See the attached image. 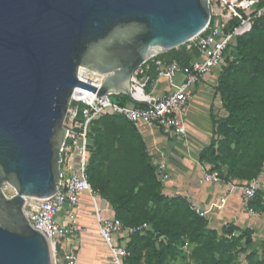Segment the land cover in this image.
Listing matches in <instances>:
<instances>
[{
  "label": "water",
  "instance_id": "95a60500",
  "mask_svg": "<svg viewBox=\"0 0 264 264\" xmlns=\"http://www.w3.org/2000/svg\"><path fill=\"white\" fill-rule=\"evenodd\" d=\"M208 22V0H0V264H52L24 207L58 191L71 96L96 90L77 69L105 76L97 97L130 98L138 67Z\"/></svg>",
  "mask_w": 264,
  "mask_h": 264
},
{
  "label": "trees",
  "instance_id": "16d2710c",
  "mask_svg": "<svg viewBox=\"0 0 264 264\" xmlns=\"http://www.w3.org/2000/svg\"><path fill=\"white\" fill-rule=\"evenodd\" d=\"M176 59L186 65L196 57L185 45L158 55ZM147 84L157 79L152 64L147 72ZM215 93L219 95L224 117L212 115V138L199 154V162L210 166L224 182L247 184L264 173V17L257 20L247 34L238 37L225 52L219 69ZM112 101L127 105L126 95H114ZM104 122L117 133L123 127L136 157V170L126 195L115 197L100 183L101 167L107 160L108 135L95 124ZM87 180L99 199L107 202L113 217L124 227L143 223L151 231L135 233L126 244L129 256L124 264H168L180 239L205 255L204 264H264V249L251 250L252 233L228 225L220 233L209 227L207 218L200 217L187 199L167 196L156 175L146 144L136 128L120 116H103L95 120L89 131ZM115 138V137H114ZM222 168H226L222 173ZM249 206L263 209L257 192ZM238 256L242 260L238 261Z\"/></svg>",
  "mask_w": 264,
  "mask_h": 264
},
{
  "label": "built area",
  "instance_id": "2783aa9c",
  "mask_svg": "<svg viewBox=\"0 0 264 264\" xmlns=\"http://www.w3.org/2000/svg\"><path fill=\"white\" fill-rule=\"evenodd\" d=\"M208 9L209 22L205 31L183 44L186 51L194 52L196 57L183 65L176 59L168 61L159 58L160 54L151 56L130 78L131 103L127 105H120L111 99L114 95L123 94L105 93L97 97L105 76L88 70V74L92 75L81 79L77 69L78 80L96 90L91 94L77 88L71 96L63 120L67 132L60 150L58 191L49 199H29L24 208L32 228L42 233L49 242L52 264H80L78 239L86 230L83 224L85 214L93 221L96 234L108 251L110 264H124L129 256L126 244L132 234L151 231L146 223L124 227L99 206V196L91 188L86 174L90 126L100 117L120 116L136 129L146 125L173 133L176 139H184L186 129L178 120L181 110L193 97L194 89L203 77L220 69L225 52L235 40L250 32L252 25L264 17V0H208ZM150 64L156 70L157 79L167 82L168 91L161 97L145 93ZM137 91H140V96H136ZM220 182L216 171H205L198 180L200 185ZM3 186L9 187L6 184ZM259 186V179L256 178L243 185L241 190L248 214L264 218V198L262 210L249 206L256 198ZM85 197L88 209L83 201ZM226 202L227 194L224 193L216 204L206 210L192 204L191 209L200 217L207 218L211 212L221 211Z\"/></svg>",
  "mask_w": 264,
  "mask_h": 264
},
{
  "label": "crops",
  "instance_id": "0c3cea01",
  "mask_svg": "<svg viewBox=\"0 0 264 264\" xmlns=\"http://www.w3.org/2000/svg\"><path fill=\"white\" fill-rule=\"evenodd\" d=\"M219 70L206 75L194 89L193 97L183 107L179 114V122L185 126L186 136L179 140L173 133L158 131L149 126H141V136L146 144L152 164L166 172L170 177L163 182V192L171 196H181L192 205L201 209H208L216 204L222 194H227V202L221 211L211 212L208 217L210 228L218 232L224 226L231 225L239 231L249 230L252 234L251 250L261 252L264 249V218L253 217L248 214L247 205L243 200V182L229 181L207 183L200 185L198 180L210 166L199 162V154L207 147L212 138V115L224 117L219 95L215 93ZM154 92L157 97L167 91V82L163 79L153 81ZM154 96V95H152ZM226 168H222L225 173ZM258 192L264 198V173L259 177ZM232 187V190L230 188ZM87 206V198H83ZM101 208L106 215L113 216L107 202L99 199ZM103 204V206H102ZM83 224L86 230L79 236L80 264H107L108 252H99L92 246L94 241H100L96 234L93 221L85 214ZM104 246V245H103ZM81 247V248H80ZM105 247V246H104ZM106 254V255H105Z\"/></svg>",
  "mask_w": 264,
  "mask_h": 264
},
{
  "label": "rangeland",
  "instance_id": "374dc122",
  "mask_svg": "<svg viewBox=\"0 0 264 264\" xmlns=\"http://www.w3.org/2000/svg\"><path fill=\"white\" fill-rule=\"evenodd\" d=\"M145 93L157 97L156 94L158 92H154L153 82L150 84H146ZM95 129H100L104 131L106 135H108L106 155L107 160L101 167L102 172L100 176V183L115 197L124 196L129 190L132 182V176L134 175L136 170V157L132 145L123 127H117L116 134V131L110 126H107V124H105L104 122L95 124L93 128L94 133ZM136 130L141 136V127ZM154 163L153 166L155 168L156 175L163 184V182L166 181L170 177V175H168L163 170H159L157 164ZM2 189L7 197H11L14 195V191L10 187L2 186ZM99 206L101 207V203L99 204ZM92 246L96 247L99 252H108L107 249L99 241H94L92 243ZM242 258V256H238V261H241ZM107 260V264H110L108 258ZM204 262L205 255L203 254V252L198 249L195 250V247L192 244L188 243L185 239L182 238L176 244L174 256L169 259L168 264H204Z\"/></svg>",
  "mask_w": 264,
  "mask_h": 264
},
{
  "label": "bare ground",
  "instance_id": "6f19581e",
  "mask_svg": "<svg viewBox=\"0 0 264 264\" xmlns=\"http://www.w3.org/2000/svg\"><path fill=\"white\" fill-rule=\"evenodd\" d=\"M78 72H79V75H80V77H81V79H87L88 78V75H92V74H88V70L87 69H84V68H82V67H79L78 68ZM90 73H94V72H92V71H89ZM95 74H97V73H95ZM98 75H100V74H98ZM101 77H104V76H102V75H100ZM77 89V88H76ZM73 94H75V92L73 93ZM136 96H140V91H137V94H136ZM142 97V96H141ZM26 202H27V200H26ZM26 204V203H25Z\"/></svg>",
  "mask_w": 264,
  "mask_h": 264
}]
</instances>
